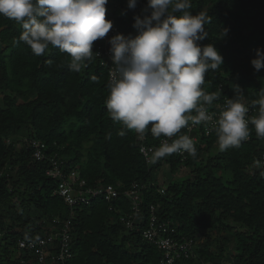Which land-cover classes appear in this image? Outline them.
Returning <instances> with one entry per match:
<instances>
[{
  "label": "trees",
  "instance_id": "1",
  "mask_svg": "<svg viewBox=\"0 0 264 264\" xmlns=\"http://www.w3.org/2000/svg\"><path fill=\"white\" fill-rule=\"evenodd\" d=\"M138 1L147 5V0ZM190 10L193 15L208 12V37L200 43L214 44L224 60L205 75L204 90L219 94L210 108L232 98L238 87L257 110L252 102L264 89V68L257 72L251 60L256 49H264V0H192ZM134 23L133 17L122 16L120 32L136 35ZM21 32L0 15V264H162L163 251L142 235L151 205L160 219L173 221L177 237L195 240V254L172 264H228L229 257L230 264H264V164H254L264 153V138L256 136L253 126L247 141L226 151L219 150L215 131L206 135L199 125L190 133L186 127L179 134L198 137L195 157L174 153L148 163L140 145H158L164 136L153 137L149 126L140 140L109 116L110 61L96 55L75 73L70 56L58 48L50 46L36 56L25 43H17ZM98 44L93 45L96 53ZM122 130L124 136L118 134ZM34 141L46 144L43 160L34 156ZM58 156L90 186L122 185L114 211L104 197L77 206L72 257L53 259L60 253L58 238L45 247L51 255L43 263L35 249L20 247L19 239L38 243L48 237L55 219L71 216V208L54 194L57 181L47 174ZM166 165L173 178L164 183ZM183 167L187 172L176 177ZM134 184L141 208L134 226L127 227L121 216L133 218L134 204L125 191ZM207 234L211 239L200 241ZM230 243L233 251L227 248Z\"/></svg>",
  "mask_w": 264,
  "mask_h": 264
},
{
  "label": "clouds",
  "instance_id": "2",
  "mask_svg": "<svg viewBox=\"0 0 264 264\" xmlns=\"http://www.w3.org/2000/svg\"><path fill=\"white\" fill-rule=\"evenodd\" d=\"M107 3L0 0V15L21 27L17 43H25L36 56L45 54L50 46L58 48L70 56V70L79 73L99 55L93 51L94 42L113 28V21L106 18ZM137 3L128 0V7L135 8ZM191 8L192 0H147L144 12L150 14L134 17L137 34H116L109 40L114 65L105 100L109 116L141 139L149 126L153 137H166L150 150L149 163L174 153L195 157L194 139L179 134L190 124H211L220 151L239 148L250 136V125L258 138H264V89L252 102L257 109L253 115L238 87L218 113L210 111L219 94L204 90L205 75L224 60L214 44L200 43L208 37V12L193 15ZM251 64L257 72L264 68V49H256Z\"/></svg>",
  "mask_w": 264,
  "mask_h": 264
},
{
  "label": "built area",
  "instance_id": "3",
  "mask_svg": "<svg viewBox=\"0 0 264 264\" xmlns=\"http://www.w3.org/2000/svg\"><path fill=\"white\" fill-rule=\"evenodd\" d=\"M128 2V0H108V3L106 5L107 12H106V18L113 21V28L109 31L107 36L103 39L98 40L99 44L97 45V53L101 58H105V61L109 62V81L111 78V72L114 69V65H112L111 61V53H110V43L109 40L111 37H113L116 34H123L125 36L130 35L129 33H121L120 31V18L122 16L117 15V8L121 4L123 7L124 3ZM146 5H142L139 1L137 3V9L135 11H132L128 14L129 17H135L137 15L141 16L143 18L146 14L144 8ZM135 21V20H134ZM102 60V63L105 62ZM222 86V85H221ZM220 86V87H221ZM228 98H224L223 101L219 102L215 108H210L211 112L218 113L219 109L224 105ZM256 110H253L250 108L249 115L255 114ZM199 125H189V128L191 129L189 132L193 133L194 130L197 129ZM201 126H204L203 131L206 135L211 134L214 132V129L211 124H201ZM190 137L194 139V141L198 140V137L194 134H189ZM145 137V136H144ZM144 137L140 140H144ZM166 137H163L158 145H149L146 143H142L140 145V151L149 163V157H150V150L158 147L160 143L165 140ZM171 142V141H169ZM33 145L36 146V152L34 153V156L38 160L44 159V154L42 151V148L46 146L45 143H42L40 141H34ZM186 153H181V155H184ZM52 163L54 167L52 169H49L47 174L51 177H53L57 181V186L55 188L54 194H57L61 196L64 199V202L71 208V216H69L66 220H60L55 219L52 231L48 235L47 238L40 239L38 243L36 242H30L27 243L23 239H19V245L22 248H30L31 250L35 249V253L39 256V260L41 262H45L46 258L51 255L50 251H47L45 247L47 245L53 246V243L56 242V240L60 239V253L55 254L53 256V259H59L65 261L68 258L72 257V253L70 251L71 249V240H72V234H71V224H72V218L75 216L76 208L79 205H89L95 198L98 197H104L107 202L110 203L109 209L111 211H114L116 208L113 204V202L120 196V190L119 187H121L122 183L118 181L115 185L110 183L106 185H99V186H90L88 185L86 179L82 178L80 176V172L77 169H70L67 170L65 167V159L63 157H53ZM255 165H263L264 164V153L261 157V159L254 160ZM161 192H164L163 189H161ZM125 194L132 198L133 200V218L132 214L128 216H121V221L127 225V227L134 226L135 218L134 215H138L140 213L141 208V201L140 196L141 192L139 189L137 190V184L133 185V188L126 190ZM151 215L149 216L147 223L148 225L142 230V235L144 238H146L149 242L155 244L160 250L163 251V260L162 264H172L176 259H179L183 256H189L195 254V240L193 238L189 239L188 237L182 236L177 237L176 230L177 227L171 220H162L158 217V214L156 213L157 208L155 205L150 206ZM58 224H61L62 226L59 227Z\"/></svg>",
  "mask_w": 264,
  "mask_h": 264
},
{
  "label": "rangeland",
  "instance_id": "4",
  "mask_svg": "<svg viewBox=\"0 0 264 264\" xmlns=\"http://www.w3.org/2000/svg\"><path fill=\"white\" fill-rule=\"evenodd\" d=\"M137 9V7H135V8H129L128 7V2H125L124 3V5H123V7L121 6V4L118 6V8H117V15L118 16H128V14L130 13V12H132V11H135ZM134 31L135 32H137V30L134 28ZM161 171H163V176H162V181L165 183V182H167V181H169L171 178H173V175L171 174V171H170V169H169V166H164L163 168H162V170ZM187 172V169H185L184 167L176 174V177H178L180 174H185ZM159 177H160V174L158 173L157 174ZM207 236V238H205V237H201V239H200V241H206V239H211V235H206ZM209 236V237H208ZM215 236V233H213V237ZM212 237V238H213ZM215 243L213 242L212 244H211V247H214L215 248V245H214ZM233 243H230V244H227V248L230 250V251H233ZM227 260V262L226 263H228V264H230V263H232V258L231 257H229V258H227L226 259Z\"/></svg>",
  "mask_w": 264,
  "mask_h": 264
}]
</instances>
